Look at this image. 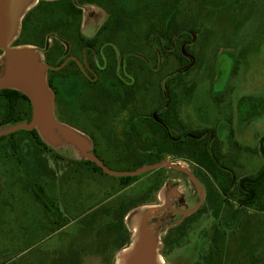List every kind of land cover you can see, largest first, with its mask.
<instances>
[{
	"label": "rangeland",
	"instance_id": "obj_1",
	"mask_svg": "<svg viewBox=\"0 0 264 264\" xmlns=\"http://www.w3.org/2000/svg\"><path fill=\"white\" fill-rule=\"evenodd\" d=\"M39 1L25 6L33 7ZM101 2L108 13L95 4L80 6L81 32L90 38L101 23L112 19L110 10L117 7L129 12V20L137 18L141 22L138 23L140 31L146 34L144 39L126 37L125 34L135 33L129 29L118 31L113 40L109 37L111 33L99 38L102 42L111 39L109 43L113 46L109 47L118 59L131 54V63H134L136 45L140 46L137 52L143 56L141 63L132 64L130 74H126L130 77L125 75V80L134 85L135 81L129 78L140 71L143 85L147 83L142 90L144 95L155 88L154 97L158 93L157 86L160 89L173 76V79L180 78L184 81L183 89L191 92L192 104L187 106V113L195 114L190 115L195 122L198 116L212 120L217 113L225 120L232 113L236 114L234 126L242 123H239L242 114L237 116L234 102L242 96L250 97L249 102H245L243 114L246 112L245 117L251 119L241 127L242 133L236 132L235 140L240 146L236 147L230 139L225 155L235 161L230 169L237 182L260 173L264 167V0ZM27 12L26 9L20 11V18L7 42L9 47L15 46L14 49L26 53L32 50L48 64L46 54L51 53L57 43H63V53L56 59L58 66L48 64L50 68L60 69L75 58L74 61L86 70L82 49L66 35L61 37L63 28L48 32L44 47L18 44L16 39L21 35L22 20ZM171 17L173 24L165 31L167 18ZM152 23L156 25L155 30ZM161 34L164 39L160 38ZM192 34L195 35L193 43ZM185 40L195 60L189 69L180 51ZM228 54L232 60L231 72L222 81L221 73L217 75V61L218 57ZM156 69L158 73H154ZM122 71L118 68L117 75L124 76ZM9 74L8 59L0 44V77ZM115 75L110 73L107 79L112 88L119 90ZM74 76H57L61 105L67 112L69 106L74 109L72 117L63 115L71 123L58 118L57 95L51 88L56 116L51 130L54 141L45 140L38 129L43 143L26 130L0 137V264H116L120 253L134 241L136 243L137 228L139 236L152 238L157 254L166 264H264V208L242 207L239 194L234 191L220 193L211 175L215 202L206 199L208 185L200 174L203 171L187 160L188 156L186 159L168 158L176 166L186 168L187 173L170 168L148 171L138 175L139 180L125 189L121 187V176L103 173L84 163L82 152L92 149L87 130L100 129L99 125L107 120L111 128L113 121L110 116L103 119V115L91 116L88 111L80 113L79 98L83 87L79 76ZM214 99L220 100L219 107L215 106ZM6 110V102L1 99L0 121L6 116ZM99 112L104 113L102 109ZM112 112L118 113L105 110L106 115ZM120 112L123 111L120 109ZM30 119L29 115L23 121ZM13 124H2L0 130ZM117 129H121L120 124ZM69 130L80 136L79 143L67 138L65 133ZM224 134H228L227 137ZM224 134L222 139L231 138L229 133ZM126 167L117 168L126 170ZM190 173L197 177L199 185ZM39 186L45 202L38 200L33 190ZM201 197L205 201L196 213L186 218L178 213L171 214L176 208L183 211L194 208ZM46 204L55 213L48 210ZM153 206L152 212L149 208ZM145 213L148 218L143 215ZM140 222L142 227L139 228ZM126 240L128 244L120 249L119 245Z\"/></svg>",
	"mask_w": 264,
	"mask_h": 264
},
{
	"label": "flooded vegetation",
	"instance_id": "obj_2",
	"mask_svg": "<svg viewBox=\"0 0 264 264\" xmlns=\"http://www.w3.org/2000/svg\"><path fill=\"white\" fill-rule=\"evenodd\" d=\"M90 4H95L98 6V8L104 10L105 13L107 12L106 10L107 8L105 9L104 6H101L97 3H90ZM127 16L123 18L124 23H127L126 26H131V28L128 29L131 31H135V33L134 34L128 33L125 34V36L126 37L134 36L135 39L138 41L144 39L146 34L144 35L143 31H140V27L138 26V23L141 22L137 18L136 20H129ZM167 20L172 21V17L169 19L167 18ZM105 21L101 23L97 31L93 33V35L90 38L88 37L89 39H94L97 36L100 37L101 35L103 36L104 33H107V31L104 33L100 32L102 27L109 21V18L108 20ZM146 23L149 24L150 22H146ZM155 26L156 25L154 24L153 25L154 30H155ZM123 34H118V35L124 36ZM115 35L116 33L110 34L109 37L113 40V37ZM191 36H192L191 43H193V40L195 39V35L192 34ZM160 38L164 39L163 34H161ZM186 43L187 42L185 40V42L182 44L180 51L183 57L187 59L188 62L187 64H185V66L187 65L186 69H189L191 66L194 65L195 60L193 57L194 56L193 52L188 51L187 47L189 44ZM108 45L113 46L109 42H104L103 46L101 47L100 41H98L96 43L93 42L88 44L87 48L81 50L83 55L82 59L84 58L86 60V64H85L86 70L84 71L86 72V74L88 73V75L92 76L95 75L98 71L112 70L113 65H109L108 62H109V57H111V55L114 54V57L116 58L118 63L116 67L117 72H118V68H120L121 71L123 68L122 72H124V76L119 75V77L126 83L127 81L125 80V75L130 74L129 68L132 66V64L138 65V62L141 63V59L143 58V56L137 52L140 46L136 45L135 48L136 52L133 53L135 57L133 60L134 63H131L132 60L131 54L129 53L126 54L124 57L125 59L120 60V58L119 59L117 58V55L115 51L112 49V47L111 49L109 48L107 50L104 48ZM223 57L224 58L218 57L217 70H216L217 75L221 73L222 81L228 78L232 67V60L228 58L229 54L228 56L225 55ZM70 60H75V58H71ZM102 61L104 62V64H102ZM167 66L172 67V65H167ZM126 68L129 69L128 73L126 71L127 70ZM154 71H155L154 73H158L159 69L158 70L156 69ZM141 77L142 75L139 71L136 74H132L131 78H129L130 79L129 81H135L134 85L131 83H126L128 85L134 86L135 93L133 96L123 95L119 97H109L107 100H105L106 104L103 105L102 108H98V109L93 104L91 105L90 107L91 116L94 115L95 117H98L103 115V119H107V117L110 116L113 121V125L111 128H109L108 126L109 123L107 120L103 124L99 125L100 129L87 130L86 133L92 139V149L90 152L95 154L108 167L116 170H123L117 167H123L124 165H127L126 170L128 169L132 170V167L142 164L144 156H146L147 158L150 157L152 160L150 161L148 160L143 165L162 162V161L169 162L168 158L171 156L172 157L178 156V158L180 157L185 159L188 156L189 158H187V160L193 161L194 164L199 166L200 169L205 170V168L197 160L199 159V157H201L200 154H202V152L204 151L210 152L212 156H214L213 155L214 152L220 154L221 156L219 159H216L214 157L217 166L219 167V169H221L220 170L221 173H219L218 179L221 180L224 179L225 176H229L230 178H232L233 184H238L239 182H237L238 179H236V175L233 174L234 172L232 171V169H230L233 168V163H235V161L234 159L227 158L225 154L226 151H228L226 148L229 144L228 141L230 139L232 140V142H234V145L236 147L240 146V144L235 140V138L237 133L239 134L242 133V130L240 129L242 126H244L245 122L247 123L251 119L250 117L249 119L245 117L246 112L243 114L246 105L245 102H249L250 97L242 96L237 100V102H234L235 103L234 108L238 114L237 116H241L242 114V119L241 120L238 119L239 123L242 122L241 125L239 126H234L236 121L233 119L234 118L233 116L234 115L236 116V114H232V113H230V116L226 117L225 120L220 119V116H218L217 113L216 114L217 117L214 116L212 120L206 121L198 116L196 118L198 119V122H195L196 120L195 119L193 120V118L190 116L195 114L191 113L189 115L187 113V106L189 107L190 103L192 104V97L190 96L191 92H189L188 89L186 90L183 89L184 87L183 80L181 81L180 78L173 79L174 76L173 78H168V80L163 84V86H161L160 89L157 86L158 93L156 96L153 97L154 93H156L155 88L154 89L150 88V92H149L150 95L147 93V95L149 96L144 95L142 93L143 87L147 83L143 85L141 81ZM171 94H175V95H171ZM189 97H190V101H188ZM214 102H215V106L217 105V107H219L220 100L214 99ZM249 107L251 106H248V108ZM100 109H102L104 113L99 112ZM120 109L123 112H120ZM105 110L107 112L118 111V113L112 112L106 115ZM31 115H32V111H31ZM119 124L121 125L120 130L117 129ZM225 132L229 133L231 138H227L226 140V138L224 137H227L228 134H224ZM222 134H224L223 139L221 136ZM189 153L190 156L188 155ZM159 154L160 155L162 154L161 156H163L161 160L158 159ZM170 163L175 164L174 162H170ZM227 163H232V164L226 165ZM91 165L95 168V165L97 164L94 161H91ZM163 168H170L181 172H185L167 166H162L150 171H159ZM222 172L228 173V175H224V173ZM218 179L216 178L215 180L217 181ZM138 180L134 181L133 183L137 182ZM128 186H126L125 182L122 180V185H121L122 189L123 188L125 189ZM220 193L223 192L220 191ZM208 196L209 193L206 194V199ZM204 201L205 198L201 197L199 203L194 208H191L186 211H183L180 208H176L171 214L178 213L186 218L196 213L200 209ZM192 209L195 210L192 213L186 214V212ZM214 213L216 214V208L214 209ZM169 233L170 231L167 232L168 235ZM147 258H150V256H147Z\"/></svg>",
	"mask_w": 264,
	"mask_h": 264
},
{
	"label": "trees",
	"instance_id": "obj_3",
	"mask_svg": "<svg viewBox=\"0 0 264 264\" xmlns=\"http://www.w3.org/2000/svg\"><path fill=\"white\" fill-rule=\"evenodd\" d=\"M102 0H40L35 6H33L24 16L22 20L21 26V35L19 38L16 39L18 44H32L40 47H44L46 44L45 35L53 30H57L58 28H63V32L61 33V37L64 35L72 39L81 49L87 48V45L90 43H96L100 41V46H103V43L99 36L94 39H89L85 37L81 33V21H82V9L81 5L85 3H97L103 6L101 3ZM115 1V0H111ZM112 19L108 21L100 30V32H106L108 34H114L122 32L125 29L131 28V26H126L127 23H124V19L129 12L123 11L122 8L117 7L115 10H110ZM170 12V11H169ZM169 14V13H168ZM166 28L165 31L172 25V21H166ZM178 27L177 25H175ZM151 27V26H150ZM144 32V30H143ZM107 33H104L107 37ZM107 34V35H106ZM101 37V36H100ZM109 38V37H108ZM105 42H110L109 40H105ZM63 44V43H62ZM62 44H56V46L52 47L51 53L48 52L46 54V59L48 64L51 66H58L56 63V59L61 56L63 53V46ZM106 50L111 49V47L106 46L104 47ZM54 55V57L52 56ZM111 59V62H110ZM109 65H113L112 70L107 71H98L95 75H88L86 72L75 62L74 60H69L66 62L62 68L54 69L50 68L48 73V83L49 86L56 92V103H57V115L58 118L71 123L67 120L63 115L64 113L68 114L72 117L74 109L69 106V111L67 112V108L61 105L59 101V92L57 86V76L65 74L76 75L74 77L81 79L82 89V96L79 98L80 101V113L90 112V107L93 104L95 107L102 108L105 105L106 101L109 97H119L123 95L133 96L135 93V89L133 85L126 84L120 77L117 75V60L114 57V54L109 57ZM102 64L104 62L102 61ZM60 65V64H59ZM110 73H116L115 80L118 81V85L121 89L112 88L109 84L107 77ZM175 95V94H171ZM4 99L6 102L7 110L6 116L4 119L0 121V125L5 123H16L19 121L25 120L27 116L30 115L31 117V101L30 99L21 91L15 89H2L0 90V100ZM63 107L65 111H63ZM27 133L34 139H37L40 143H43L41 137L39 136L36 129L33 130H26ZM32 138V139H33ZM18 145V144H17ZM162 155V154H161ZM159 154L158 159L161 160L163 156ZM211 155L210 152L204 151L200 154L201 157L197 161L205 168L200 172V174L205 178L206 183L208 185V193H209V200L211 202H215L214 200V192L215 188L213 186L212 180L209 178L211 175L212 179H218V175L221 169L217 166V163L214 160L219 159L221 156L220 154L214 153ZM152 160L150 157L144 156L142 164L145 162ZM84 163L91 164V161L84 159ZM132 167L138 168L139 166ZM95 168L98 171L105 173L101 167L95 165ZM130 170V169H128ZM224 175H228V173L222 172ZM126 186L130 185L134 181L138 179V176H122L121 177ZM217 185L219 191L227 194L230 191L234 190V193L239 194V202L242 207L247 208H256V209H263L264 208V167L262 168L261 172L258 173L256 176H246L241 179V182L238 184H233L232 178L229 176H225L224 179L217 180ZM41 186L33 188L36 192V196L38 200H42L45 202V198L42 196ZM258 202H261L259 204ZM46 208L48 210L55 213V210L49 207L46 204ZM129 241H124L119 245V248H123ZM257 262V261H255Z\"/></svg>",
	"mask_w": 264,
	"mask_h": 264
},
{
	"label": "water",
	"instance_id": "obj_4",
	"mask_svg": "<svg viewBox=\"0 0 264 264\" xmlns=\"http://www.w3.org/2000/svg\"><path fill=\"white\" fill-rule=\"evenodd\" d=\"M33 1L36 2V0H0V44L3 46L4 54L10 66V74L0 77V90L15 89L21 91L30 99L32 105L31 119L15 123L9 128L0 130V137L19 130L30 131L38 129L45 140L52 142L54 141V136L51 130L56 116L54 93L46 76V71L50 66L42 62L32 50L26 54H20L15 51V46L9 47L7 45V41L11 39L13 28H15L16 22L20 18V11L22 9L29 11L32 8L31 5L28 8L25 5ZM65 134L71 141L80 142V136L75 132L69 130ZM82 155L85 159L94 161L104 172L115 176H138L162 166L188 172L186 168L176 166L167 161L146 164L132 170H116L108 167L92 152L84 150ZM190 176L199 185L197 178L191 173ZM195 209L186 212V214L192 213ZM157 255L152 238L143 235L131 257L130 264H149L156 260ZM147 256H150V258H147Z\"/></svg>",
	"mask_w": 264,
	"mask_h": 264
},
{
	"label": "bare ground",
	"instance_id": "obj_5",
	"mask_svg": "<svg viewBox=\"0 0 264 264\" xmlns=\"http://www.w3.org/2000/svg\"><path fill=\"white\" fill-rule=\"evenodd\" d=\"M7 42H8V41H7ZM15 51H17V52L20 53V54H26V52H25L24 50L15 49ZM147 209H148V208H147ZM149 209L152 210V212H153V210L155 209V207L153 206V207H150ZM144 211H146V210H144ZM147 211H148V210H147ZM147 214H148V213H145V214H143V215L147 216V218H148V215H147ZM143 215H141V216H143ZM138 227H139V228L142 227V226H141V222L138 224ZM140 230H141V229H140ZM139 233H140V231H139V229L137 228V233H136V235H135L136 243H135V241H134V243H132V245H131L129 248H127L126 250H124V251L121 253V255H120V257H119V259H118V261H117L116 264H130L131 257L133 256V253H134V251H135V249H136V247H137V244L140 243L141 238H142V236H143V235L139 236ZM141 234H142V233H141ZM149 264H166V263H165V261L162 259V257L158 254L156 260H155L154 262H152V263H149Z\"/></svg>",
	"mask_w": 264,
	"mask_h": 264
},
{
	"label": "crops",
	"instance_id": "obj_6",
	"mask_svg": "<svg viewBox=\"0 0 264 264\" xmlns=\"http://www.w3.org/2000/svg\"><path fill=\"white\" fill-rule=\"evenodd\" d=\"M124 250H126V249H124ZM124 250H123V251H124ZM123 251H122V252H123ZM122 252H121V253H122ZM121 253H120V255H121ZM163 260L165 261V259H163ZM117 261H118V260H117ZM116 263H117V262H116ZM165 263H166V261H165Z\"/></svg>",
	"mask_w": 264,
	"mask_h": 264
}]
</instances>
